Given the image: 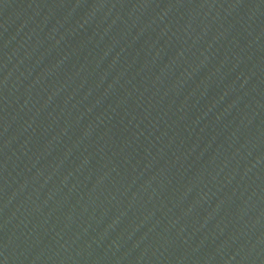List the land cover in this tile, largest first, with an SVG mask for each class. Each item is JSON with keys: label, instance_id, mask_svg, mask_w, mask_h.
<instances>
[{"label": "water", "instance_id": "1", "mask_svg": "<svg viewBox=\"0 0 264 264\" xmlns=\"http://www.w3.org/2000/svg\"><path fill=\"white\" fill-rule=\"evenodd\" d=\"M0 174L264 226V0H0Z\"/></svg>", "mask_w": 264, "mask_h": 264}]
</instances>
